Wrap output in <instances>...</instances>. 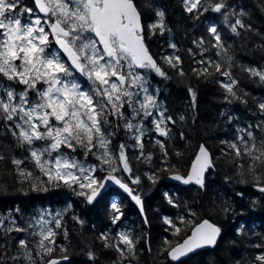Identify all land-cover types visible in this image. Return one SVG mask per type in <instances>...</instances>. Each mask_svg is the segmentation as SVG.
I'll use <instances>...</instances> for the list:
<instances>
[{
	"label": "snow or ice",
	"instance_id": "obj_1",
	"mask_svg": "<svg viewBox=\"0 0 264 264\" xmlns=\"http://www.w3.org/2000/svg\"><path fill=\"white\" fill-rule=\"evenodd\" d=\"M181 2L183 10L193 19L205 17L210 12L222 16L224 25L234 35H240L241 29L252 30L243 19L247 13L243 9L233 10L226 0ZM33 5H23L22 0H0V77L10 82L0 86V122L17 145L26 148L31 162L47 178L34 177L32 171L21 167L24 160L12 158L11 163L23 178L22 182L33 181L32 192L66 188L87 205L104 199L109 184L116 185L131 197L144 216L142 197L130 186L139 185L141 177L134 173L128 150L135 151L134 158L138 162L151 163L152 153L145 151L144 138L154 133L152 139L161 150L165 167L145 173L147 179L156 184L166 173L169 179L184 185L206 188L205 173L214 162L204 144L199 146L186 175L167 163L169 125L176 121L167 115V109L150 92L144 73L151 71L160 77H168L145 45V27L134 0H33ZM146 6L153 9L156 18L147 26V31L163 33L165 12L150 2ZM206 30L207 38L193 40L200 49V58L197 59L198 54L193 49H188L192 62L198 65L192 68L193 75L200 78L218 74L224 78L216 82L225 90V99L245 102L231 72L230 46L225 44L215 22L208 23ZM169 47L176 49L174 43ZM210 48L216 49V55L223 63L204 55ZM162 59L179 76L185 75L179 55H165ZM242 70L264 83V68L244 67ZM76 74L87 80V87ZM13 85L20 86L21 90L17 91ZM188 91L195 102L194 90L189 88ZM257 107L264 115V101ZM113 121L116 122L115 129L123 128L126 137L115 150L112 140L115 131H108L113 128ZM255 127L264 130V123ZM252 128L249 125L238 129L242 134L237 136L236 142L221 143L227 144L234 153L238 167L243 169L239 174H251L253 187L264 193V140L257 143ZM180 138L184 139L183 133ZM37 142H43L42 146H37ZM64 149L71 152L82 149L85 159L70 156ZM176 155L181 154L177 152ZM89 156L95 157L97 163L89 164ZM4 159L0 155V161ZM164 198L173 208L180 206L168 192L164 193ZM110 208L111 224L118 228L124 213L116 202H112ZM14 211L19 212V209ZM224 211L229 209L225 207ZM11 212L0 215V235L6 241L11 239V233L27 234L34 239L18 238L15 253L7 242L0 244V264H9V261L11 264H37V258L39 264H60L61 260L69 259L66 254L59 258L53 256L58 234L55 229L63 227L60 213L47 214L51 216L50 220L41 213L40 218L22 227ZM188 215L195 213L189 209ZM73 219L83 224L78 217ZM144 223H149L146 216ZM163 223L168 226L165 231L171 230L173 236H180L179 225L191 221L180 215L175 220L164 217ZM237 231L239 233L241 229ZM220 234V227L203 219L192 226L191 234L183 237L181 242L173 244L166 239L163 251L171 264H183L182 258L197 249L215 245ZM98 239L105 249L118 253V260L113 264H125V261L131 264L136 256V240L128 231H116L115 235L103 231ZM254 247L262 251L250 264H264V244ZM59 251L66 253L67 249L60 248ZM87 256L90 261L96 259L91 250Z\"/></svg>",
	"mask_w": 264,
	"mask_h": 264
},
{
	"label": "trees",
	"instance_id": "obj_2",
	"mask_svg": "<svg viewBox=\"0 0 264 264\" xmlns=\"http://www.w3.org/2000/svg\"><path fill=\"white\" fill-rule=\"evenodd\" d=\"M149 2L165 12L166 29L163 33L159 30L154 34L147 31V26L156 19L153 9L146 6ZM226 2L233 10L243 9L247 13L243 19L252 26L251 31L241 29L240 35H234L224 25L223 17L215 13L209 12L205 17L193 19L183 10L181 0H134L145 27V45L168 77L152 73L150 78L152 86L158 89V101L167 109V115L176 121L169 125L171 135L167 140V163L174 165L185 175L198 147L204 144L214 162V166L205 175L206 188H182L167 183L166 173L156 184L149 181L145 173L165 167L161 150L152 139L154 133H150L144 138V142L145 151L152 153L151 163L138 162L134 158L135 151L128 150L134 173L141 177L139 185L130 186L142 197L143 217L125 196L113 189H109L105 198L94 205H87L82 198L63 187L46 193L32 192L33 181L22 182L23 178L11 163L12 158L24 160L21 167L32 171L34 177L43 180L47 178L31 162L26 148L18 146L3 122H0V155L5 157L0 161V215H6L12 210L11 214L17 223L27 227L32 216L40 209L60 213L63 227L55 229L58 234L53 256L59 258L66 254L69 259L63 264H113L118 260V253L113 249H105L98 239L101 232L109 231L112 235L117 229L110 221L112 202L118 203L124 213L118 228L125 225L136 240V256L131 264H171L163 251L164 241L167 239L173 244L181 242L183 237L189 235L194 224L208 219L221 228L215 246L189 256L183 260V264H250L254 256L262 251L254 245L264 244V194L254 192L251 174H239L243 169L238 167L232 150L221 141L236 142L237 136L242 134L238 129L249 125L253 126L251 130L256 142L264 140V130L255 127L264 123V115L257 107L259 102L264 101V83L242 70L244 67L264 68V0ZM210 22L217 24L225 44L230 46L229 55L233 57L231 72L238 81L237 91L245 102L235 99L229 102L225 99V90L216 82L217 79L224 78L218 74L197 78L192 73V68L198 65L192 62L188 49H193L198 54L197 59L200 58V49L196 48L193 40L207 38L206 29ZM171 43L176 45V49L169 47ZM172 54L182 58L184 76H179L162 59L163 56ZM204 55L224 62L216 55V49L210 48ZM4 81L0 77V86ZM189 88L195 92V102ZM181 116L184 117L183 120L179 119ZM228 117L232 119L229 120ZM115 124L113 121V128H109L115 131L112 137L114 149L126 139L124 132L115 129ZM181 133L184 134V139L180 138ZM177 152L181 155L177 156ZM247 162L245 157V165ZM165 192L172 195L180 206L173 208L169 205L164 198ZM237 193L243 195L239 196ZM225 207L229 211L225 212ZM15 209H19V212L14 211ZM189 209L195 215H188ZM180 215H184L191 223L180 224L181 235L173 236L171 230L165 231L168 226L163 223V219L170 217L175 220ZM74 216L82 220L83 224L73 219ZM145 216L149 221L147 225L144 223ZM238 229H241L239 233ZM10 236L11 239L6 241L0 235V244L7 242L12 252L16 251L15 243L18 238L29 241L34 239L22 233H11ZM60 248L67 249L66 253H61ZM89 250L96 255L94 262L88 259ZM125 264L128 262L125 261Z\"/></svg>",
	"mask_w": 264,
	"mask_h": 264
},
{
	"label": "rangeland",
	"instance_id": "obj_3",
	"mask_svg": "<svg viewBox=\"0 0 264 264\" xmlns=\"http://www.w3.org/2000/svg\"><path fill=\"white\" fill-rule=\"evenodd\" d=\"M23 4V3H22ZM154 74V75H156V73L155 72H151V74ZM148 76H149V79L147 78V80H149V82H148V84H149V90H150V92H152L153 94H155L156 96H157V92H158V89L157 88H155L154 86H152V82L150 81V73H148ZM77 77H78V79L80 80V82L82 83V85H84L85 87H87L88 86V82H87V80L86 79H84L83 77H79V75H77ZM5 81H4V83L1 85V86H7L10 82L9 81H7L6 79H4ZM14 87H16V89H17V91H20L21 90V88H20V86H18V85H13ZM33 99H34V97H33ZM148 127H151V125L149 124L148 125ZM108 131H112L111 129H108ZM118 132H124V130H123V128H120L119 130H118ZM114 137V136H113ZM42 144H43V142H37V146H42ZM114 149V148H113ZM115 150V149H114ZM64 152H66V153H68V155H70V156H74V157H76L77 159H79V160H84L85 159V157H84V152H83V150L82 149H77V151L76 152H71L70 150H68V149H64L63 150ZM89 164H93V163H97V161L95 160V157H93V156H89L88 157V161H87ZM102 175H104V173H102ZM130 183V182H129ZM133 186H135V185H133ZM41 213H44L45 214V217L44 218H46V219H51V216H49V215H47V214H51V215H55L57 212L56 211H53V210H50V209H40L37 213H36V215H34V216H32V218L30 219V221H34V219H38V218H40V214ZM29 221V222H30ZM50 226L51 227H55L54 226V224H50ZM126 226L125 225H122V227L121 228H117L116 229V231H127L126 230ZM38 230V229H37ZM115 231V232H116ZM115 232H114V234H112V235H115ZM13 253H15V252H13Z\"/></svg>",
	"mask_w": 264,
	"mask_h": 264
},
{
	"label": "water",
	"instance_id": "obj_4",
	"mask_svg": "<svg viewBox=\"0 0 264 264\" xmlns=\"http://www.w3.org/2000/svg\"><path fill=\"white\" fill-rule=\"evenodd\" d=\"M32 2H33V0H32ZM78 75H79V74H78ZM198 149H199V147H198ZM198 149H197V151L195 152V155H196V153L198 152ZM195 155H194V157L192 158V160H191V162H190V164H189V166H188L187 172H188V170L191 168V164H192V161L195 159ZM187 172H186V174H187ZM206 173H207V172H206ZM206 173H205V174H206ZM186 174H185V175H186ZM165 182L170 183V184L177 185V186L182 187V188L189 187V186H193V187H197V188H199V187H198L197 185H195V184L184 185V184H182V183L179 182V181L171 180V179L168 178V175H167L166 178H165ZM109 189H114V190L118 191L120 194L124 195V196L130 201V203L136 208V210L138 211L139 215H140L141 217H143V216L141 215V213H140V209H139V207L135 204V202L131 199V197L128 196L127 193H125V192H124L122 189H120L118 186H116V185H112V184H109ZM254 192H256V193H258V194H264V193L259 192L256 188H254ZM190 234H191V230H190L189 235H190ZM218 238H219V237H218ZM218 238H217V240H218ZM214 246H215V245H212V246H205V247H203V248L197 249L194 253L189 254L187 257H189L190 255L196 254V253H198V252H200V251L207 250V249H211V248H213ZM187 257L182 258V261L185 260ZM166 258H167V256H166ZM167 260L169 261L168 258H167ZM65 262H66V261L61 260V261H60V264H63V263H65ZM169 262H170V261H169ZM170 263H171V262H170Z\"/></svg>",
	"mask_w": 264,
	"mask_h": 264
},
{
	"label": "flooded vegetation",
	"instance_id": "obj_5",
	"mask_svg": "<svg viewBox=\"0 0 264 264\" xmlns=\"http://www.w3.org/2000/svg\"><path fill=\"white\" fill-rule=\"evenodd\" d=\"M22 3H23V5L34 7L32 0H22ZM148 73H150V77H151V71L145 72L144 74H145L146 78L149 79ZM148 82H149V80H148ZM203 251H204V250H203ZM200 252H201V251H200ZM198 253H199V252H198ZM196 254H197V253H196Z\"/></svg>",
	"mask_w": 264,
	"mask_h": 264
}]
</instances>
